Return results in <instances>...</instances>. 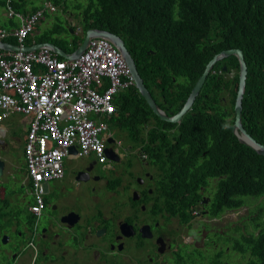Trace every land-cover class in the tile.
I'll use <instances>...</instances> for the list:
<instances>
[{"label":"trees","instance_id":"trees-1","mask_svg":"<svg viewBox=\"0 0 264 264\" xmlns=\"http://www.w3.org/2000/svg\"><path fill=\"white\" fill-rule=\"evenodd\" d=\"M50 1L63 4L62 0ZM29 2L31 0H0V11L8 4L16 11H27ZM94 6L102 12H84L86 28L108 29L125 36L146 86L156 99L157 96L162 98L160 106L166 110H178L185 104L206 64L216 53L241 48L248 65L242 122L249 133L255 137H258L255 133H259L257 139L264 142V0H94ZM38 8L33 6L31 10ZM10 19L14 25L18 24L14 18ZM64 31L69 32V28L57 23L41 40H52L67 49L65 39L51 37L55 32ZM75 47L76 40L72 49ZM221 63L228 66V71L234 70V74L218 80V71L215 72L218 63L214 72L209 73L191 112L181 123V127L191 132L189 142L193 147H186L184 143L176 147L172 156L174 165L170 169L164 166V183L159 182L162 185L156 189L164 196L170 213L184 222L190 220L189 208L201 196L198 188L206 186L211 179L216 188L211 194L209 216L220 217L226 209L247 204L251 196H264V155L241 143L232 131L239 61L233 55ZM116 112L119 115L111 114L109 121L117 126H129L132 132H140V126L151 119L156 120L157 126H177L161 120L134 85L127 93L117 95ZM153 130L156 129L150 128L151 133ZM159 135L151 134L147 142L143 140L146 142L143 148L149 155L152 150L153 158H158V154L151 143ZM202 152L205 154H198ZM180 160L183 164L178 165ZM129 165H135L134 161ZM127 171L134 178L143 172L131 168ZM179 175L182 177L178 178ZM147 195L146 189L145 197ZM128 200L132 206L142 203V199L134 201L132 194L128 195ZM254 213L242 226L234 227V234L224 237L229 249L225 245L215 250V255L206 253L205 256L198 249L200 261L264 264V200L256 203ZM211 240V245L218 241L214 237ZM216 256L218 259L214 258ZM190 259L193 264L197 257Z\"/></svg>","mask_w":264,"mask_h":264},{"label":"flooded vegetation","instance_id":"flooded-vegetation-1","mask_svg":"<svg viewBox=\"0 0 264 264\" xmlns=\"http://www.w3.org/2000/svg\"><path fill=\"white\" fill-rule=\"evenodd\" d=\"M217 76L218 80H225L227 74L222 71ZM255 135L259 137V133ZM17 140L18 136L10 133L1 134L0 138V264H167V254L176 257L178 264H190V257L199 253H173L172 244H177L174 239L184 235L193 241L202 231H212L206 242L210 246L211 237L217 234L213 223L224 216L229 230L225 236L234 234V227L243 225L244 216L235 221L229 212L250 204L226 209L220 217L209 216L205 206L211 197L206 194L207 189H202L205 194L189 208L191 218L184 222L170 213L163 198L149 202L143 199L146 189L152 193L153 187L147 186V181L155 180L156 173L145 169L141 175L130 177L125 156L110 159L106 164L89 156L79 158L61 180L47 183L44 208L36 214L30 210L32 192L19 190L21 184L16 176L7 175L11 161L4 154L6 148H14ZM29 185L28 182L26 186ZM130 189L133 200L142 199V203L125 207ZM84 191L91 194V201L85 197L74 202L68 197ZM163 224L169 225V231ZM193 225L200 227L198 235L190 234ZM206 253L216 254L215 250Z\"/></svg>","mask_w":264,"mask_h":264},{"label":"built area","instance_id":"built-area-1","mask_svg":"<svg viewBox=\"0 0 264 264\" xmlns=\"http://www.w3.org/2000/svg\"><path fill=\"white\" fill-rule=\"evenodd\" d=\"M8 6V16H17L20 26L0 27V38L16 35L23 40L43 10L22 14ZM133 84L122 52L106 38L92 39L85 51L71 60L60 59L47 47L38 53L12 54L0 49L3 115L16 109L32 115L27 139L36 149L29 159L30 174L35 180L34 209L43 205L41 181L55 177L47 167L53 158L67 155L72 146L79 147L80 154L94 153L105 158L107 137L103 133L109 128L107 119L116 113L117 93ZM47 110L51 112L49 117ZM38 144L41 151L36 147ZM40 177L43 178L38 181Z\"/></svg>","mask_w":264,"mask_h":264},{"label":"clouds","instance_id":"clouds-1","mask_svg":"<svg viewBox=\"0 0 264 264\" xmlns=\"http://www.w3.org/2000/svg\"><path fill=\"white\" fill-rule=\"evenodd\" d=\"M150 1H152V0H135V2H150ZM62 2H63L62 5H57V4H55L54 2H52L50 0H45L44 1V7H39L37 9V10H43V14L39 17L38 22L35 24L33 30L31 32H29V34H27L23 38V40H19V37L16 36V35H11V36H7V37L0 38V41H5V42L8 41L7 43L17 44V45H20L22 47L23 46H26V45L32 47L31 50H27V51H25L23 49L16 50V51L15 50H12V51H10L12 54L17 53V52H25L26 53V52H33V51H35L36 53H38L39 51H41V49L47 47V48L52 49L55 53H57L60 59L71 60V59L76 58V57H74V58H65V57H62L58 52H56L54 50V48L52 46H50L48 44L50 42H52V43H55V42H53L52 40L51 41H42L41 40V37L39 35H38V38H37V42L36 43L29 44L27 42V40L31 36H34V34L36 32V27H37L38 23L41 21L40 19L42 18V16L47 11L56 12L58 7H63L64 8V14H65V16L67 18V26L66 27L69 28V34H65V33L59 34V33L55 32L51 37L54 38V39L55 38H63V39H65L66 40V46L68 47L67 49L64 48L60 44H57V43H55V44H57L58 46H60L63 49H65L67 52L70 53V52L75 51V49L77 48V46L83 41V39H84L86 33L88 32V30H90V29H97V27L86 28V26H85V14L81 10L80 4H78L77 2H75V0H62ZM3 8L5 9V11L6 10H10V7L8 5H7L6 8L5 7H3ZM70 8H76V10L78 11L76 13V15H74V13H72V11L70 10ZM11 9H13V8L11 7ZM14 11L15 12H19V11H16V10H14ZM36 11H34V12H36ZM22 12H27V11H21L19 13H22ZM93 12L99 13V12H102V11L101 10H98L95 7V10ZM15 17L16 16H14V17L8 16V18H15ZM17 22H18L17 25H12L11 27L3 26L1 24H0V27L9 28V29H15V28H17V27L20 26L19 21H17ZM98 29H101V28H98ZM104 30H108V29H104ZM108 31L113 32V33H116V32L111 31V30H108ZM70 34H72V35H70ZM82 34H84V36L80 40L79 39V36H81ZM116 34H118V33H116ZM118 35L123 39L125 45L127 46V42H125L127 40H126V38H124L125 36H122L120 34H118ZM94 38H106V37H92L90 39V41L92 39H94ZM106 39L110 40L109 38H106ZM74 40H76V47H75V49H72L73 44H74ZM127 48H128V46H127ZM0 49L7 51L5 48H2V47H0ZM128 50H129V48H128ZM150 51L151 52H154L153 50H150ZM130 53L132 54L131 51H130ZM226 58H228V57H226ZM222 60H224V59H222ZM222 60H220V61L217 62L218 65H219V68H218V70H215V72L216 71H218V72H222L223 71L225 74H227V77L228 76H232L235 71L234 70L228 71V66L225 65L224 63L223 64L222 63L219 64ZM215 65H214L213 69L211 70V72H214V69L216 68ZM239 72H240V65H239ZM132 77H133V75H132ZM133 80H134V78H133ZM49 82H51V80H49ZM133 85L136 87L135 81H134V84ZM133 85H131V86H133ZM128 89H123V90L119 91L117 93V95L119 93H121V92H124L125 90H128ZM53 90H54V88H53ZM116 98H117V96H116ZM155 100L158 103V105L160 106L161 101H159L156 98H155ZM182 107L180 109H178V110H173V109L172 110H166V109H164V108H162L160 106V108L163 109L169 116H173L175 114H178V112L182 109ZM191 110H192V107L190 108V110L186 114H184V116L181 118V120L179 122H173V123H176L177 124V126H175V127H170V126H166V125H164V126H157L156 120H153V119H151L150 121H148L146 123V124H149L148 125L149 128L156 129L155 131L153 130L152 133H151L154 137L156 135L161 134L156 139H154V141L151 143V147L155 144V142L157 141L158 138L164 137L165 135L170 134V133L172 134L169 137V148H168L167 152H163V154H162V157H163L162 158V160H163L162 163L164 165H166V169L167 168L170 169L171 168V165H174V159H175V157H172V156L174 154V151H175L176 147H178V145L180 143H184L186 147H190V148L193 147V145L189 142L191 132H189V130H187L186 127H181V123H182L183 119L185 118V116L187 114H189L191 112ZM3 113H4V110L0 108V131H1L0 138H1V134L3 135L5 133H10V135L16 134L18 136V133H17L18 130H19V129L17 130V127L18 126L14 122H11V121L8 120L9 117H11L12 115H23V116H25L26 117V120L24 122L26 123V127L25 128L24 127H21L20 129H24V130H28L29 131V128L31 126V121H32V115L31 114H26V113L20 112L18 109L14 110L13 112H10L7 115H3ZM46 115H47V117H49L51 115V112H49L47 110L46 111ZM60 115H64V114H60ZM115 115L118 116L119 113L116 112ZM93 119H96V117H93ZM107 120H108L109 128L106 131L109 132L110 125L113 124V123H111L109 121V118ZM163 121H165V120H163ZM166 122H171V121H166ZM106 131H104V132H106ZM28 134H29L28 132L27 133L26 132L23 133L22 134V137L24 139L23 140H20L19 139V136H18V140L16 141V143H18V142L20 143L19 150L23 152V155H24V158H25V161H24L23 165H19L17 163L10 162V164L8 166V169H7V175L9 177H11V178H14L16 176L18 182L21 184L20 186L27 187L26 186L27 183L28 182L30 183L28 189L33 194V204L31 205L30 210L32 212L36 213V214H40L41 210L44 208L47 183L50 182V181H52V180H57V181L58 180H61L64 177V175L66 173V158H71V157H80L81 158V157L93 156L97 160V162L99 164H106L111 159L107 155L106 149L108 147H111L113 149L114 153L118 157L119 156H125L124 159L126 161V164H127L128 168H131L132 170H133V168H136V170H134L136 172L137 171L139 172L142 168L145 169V168H147V167L150 166L149 153L146 151V149L143 148V146L145 145L144 143L141 144V142H137V143L133 144L131 147H129L128 144H127L126 146H124V147L116 150V149H114V145L115 144H118L120 146L121 141L120 140H116L111 133H108L107 136H106L107 139H106V143H105L106 146H105V153H104V155H105V158H107V159H105V158L104 159H101L98 155H96L94 153H91V154H80V148L77 147V146H72V147L69 148V153L67 155H65V156H57V157L53 158L51 161H49V163L47 164L48 169L55 174V177H52V178L46 179V180H42L43 177L38 178V181H41L42 180L41 181V184L43 186L44 192H43V205L42 206H39V209L36 210V209L33 208V206L37 204L36 197H35L34 183H33L35 180L32 177V175L30 174V169H29V159L32 158V153L36 149H35L33 143L28 141V139H27V135ZM103 135H104V133H103ZM182 136H184V139H182V141H181L180 138ZM109 138H113L114 139V142L113 143H109L108 142V139ZM36 147L41 151V149H42L41 144H38ZM73 150H75V151H73ZM131 154H136V157L135 158L129 157ZM198 154L199 155H204L205 152L198 153ZM111 160H114V159H111ZM131 161H134L135 165H129ZM181 164H183V161L182 160H180V162H179L178 165H181ZM68 165H70V164L68 163ZM177 169L180 170L181 167H178ZM146 170H148L150 172V174H151V169H146ZM19 174H21V177H18ZM163 176L166 177V173L165 172L163 173ZM181 177H182V175H179L178 176V178H181ZM154 178H155V180H157L158 183L156 185L152 186L153 187V191H152L151 194L154 195L153 200H157L159 197H161V198L164 199V196L163 195L162 196L160 195V191L159 190L156 191L157 187H159V186L162 185V184L159 183L160 182V177L157 176V175H155ZM210 182H213V183H212V186L209 189H207L206 194L212 198V196H211V194L213 193L212 191L215 190L216 187L214 185L213 179H211ZM200 198H201V196L199 198H197L196 199V202H194L192 205H194L195 203H199L198 200ZM210 202H211V200H210ZM157 203H160V202H156V204ZM209 204L210 203H208V205Z\"/></svg>","mask_w":264,"mask_h":264},{"label":"rangeland","instance_id":"rangeland-1","mask_svg":"<svg viewBox=\"0 0 264 264\" xmlns=\"http://www.w3.org/2000/svg\"><path fill=\"white\" fill-rule=\"evenodd\" d=\"M44 1L45 0H31V2L28 3L29 7H33V6H38V7H44ZM75 2L79 3L81 6V10L83 12H93L95 10V6H94V0H75ZM96 2V1H95ZM70 10L72 11V13H74V15H76V13L78 12L76 10V8H70ZM49 12V11H48ZM24 12H22L23 14ZM4 14H9V10H6ZM1 11H0V24L1 25H5L7 27H11L13 24L12 20L10 18H8L7 16H5ZM14 20L18 21L19 18L16 16L14 18ZM57 23H61L65 26H67V18L64 14V8L63 7H58L56 12H49L45 18H43L37 25V28L41 29V34H39L40 37H43L44 35H46L49 30L51 28H53ZM45 24H48V27H45ZM63 33L65 34H69V32L64 31ZM72 35V34H70ZM84 34H82L81 36H79V38H83ZM67 47V46H66ZM68 48V47H67ZM125 93L128 92V90L124 91ZM123 92V93H124ZM227 96V94H226ZM158 100L161 101L162 98L157 96ZM11 122H14L18 127V136L20 140H23L24 138L22 137L23 133H29L28 130H24V129H20L21 127H26V123L24 122L26 120V117L23 115H12L11 117H9L8 119ZM149 124L144 123L142 126H140V132H132L129 128V126L127 127H121V126H117L115 124H111L110 125V130L109 132H104V136H107L108 133H111L113 135V137L116 140H120L121 144L120 146L118 144L114 145V149L118 150L124 146H126L128 144L129 147H131L133 144L137 143V142H143V140H145L146 142L150 139L151 136V131L150 128L148 127ZM172 134H167L164 137L158 138L157 141L155 142V144L152 146L155 149V153L158 154V158H153V151L151 150V154L149 155V159H150V166L145 168V169H151V173H156L157 176L160 177V183H164V166L166 167V165H164L162 163V154L163 152H167L168 148H169V137ZM143 142V143H146ZM20 147V143H15L14 148H6L7 150L5 151L4 156L9 158L10 161L12 163H17L19 165H23L25 158L23 155V152L19 150ZM128 147V148H129ZM129 157L131 158H135L136 154H131ZM161 157V158H160ZM80 157H71V158H66V172L67 170L73 166L77 160ZM68 163L70 165H68ZM145 169L141 170L140 173L142 171H144ZM18 177H21V174L18 175ZM57 180H52L49 183L52 184L53 182H55ZM158 182L157 180H148L147 181V186H154L156 185ZM213 182H209L206 186L201 185L198 190L197 193L199 195L202 196V194H205L202 189H209L212 186ZM135 185V183H134ZM144 184H140V186H143ZM19 190L23 191V192H28L29 193V189L28 187L25 188H21L20 185L17 187ZM58 189V188H55ZM214 191V190H213ZM212 191V192H213ZM132 194L131 193V189L128 191V195ZM70 198H73L74 202L80 201L82 199H84L85 197H87L90 201L92 200V196L90 193H88L87 191L84 192H75L72 194V196H68ZM144 199H146L147 202H149L150 200H152L154 198V195L149 193V195H147L146 197H143ZM213 198V197H212ZM264 200V196H260V197H249L248 201L250 202V204L245 205L247 207H243L242 209L239 210H232L231 212H229L230 217L232 219H234L235 221H238L239 219L243 217V221L247 218H251L252 216L255 215L254 213V207L256 205V203L260 202ZM130 202L126 201V203L124 204L125 207L127 205H129ZM94 206V204H93ZM210 205L207 204V208ZM94 208V207H93ZM96 209V208H94ZM177 218L179 219L180 217L177 216ZM206 218V217H205ZM204 218V219H205ZM242 221V222H243ZM196 221H194L195 223ZM196 224V223H195ZM163 226H165L166 230L169 231V225L163 224ZM213 226L217 229L216 231H214L215 233L219 234L217 237L218 241L210 246H208L206 244L207 242V235L208 233H212V231L208 232V231H202L199 234L200 231V227L198 225H193L190 228V234L192 236L198 235L197 237H195V239H192L193 241L189 240L187 237H185L184 235L181 236H177L174 239V243L177 244H172V252L178 255H183L186 256L189 253H195L198 254V248H200L204 254V252H211L214 250H220V247L225 246V241L223 240L225 237V234L229 231L228 229H226L227 227V220L225 219V217L223 216L221 219H219L217 221V223H213ZM183 228V226L181 227ZM212 230V229H211ZM258 232V230H257ZM182 234H185L188 237H191L188 235V233L186 231H182ZM237 236H241L240 233L236 234ZM230 245H226V248L229 249ZM205 256V254H204ZM168 259V263L167 264H178L176 263V257H172V255L167 254L165 256ZM199 258H197L198 261L194 262L193 264H211L210 261L205 260V262H201L200 261V256H197Z\"/></svg>","mask_w":264,"mask_h":264},{"label":"water","instance_id":"water-1","mask_svg":"<svg viewBox=\"0 0 264 264\" xmlns=\"http://www.w3.org/2000/svg\"><path fill=\"white\" fill-rule=\"evenodd\" d=\"M92 37H106L109 38L112 42L115 43L116 46L119 47L120 51L122 52L129 68L130 72L133 75L136 88L140 92V94L146 99L149 106L152 108L153 112L159 116L161 120L171 121V122H179L181 118L186 114L192 105L194 104L196 98L199 96L201 89L206 82V79L213 69L214 65L229 56H236L239 60L240 65V72H239V86L237 91V97L235 102V122L232 127L233 133L238 137L239 141L252 149H254L257 153L264 155V144L259 142L253 135H251L243 125L242 122V112H243V98L246 92V83H247V74H248V65L245 60L244 52L241 48H228L220 51L219 53L215 54L212 59L206 64L204 72L201 74L197 82L195 83L194 87L191 90L189 97L187 98L184 106L173 116H169L163 109L160 108L158 103L156 102L154 96L146 86L143 77L141 76L136 61L133 55L128 50L127 46L125 45L123 39L116 33L110 32L104 29H90L86 33L83 41L77 46L75 51L67 52L62 47L58 46L55 43H48L50 46L54 48L56 52H58L62 57L65 58H74L80 56L85 49L87 48L89 41ZM0 47L5 48L7 51L12 50H20L23 49L25 51L31 50V46H20L13 43H7L5 41H0ZM225 68V67H224ZM109 143H113L114 139L109 138ZM75 151V150H73ZM107 155L109 158L116 160L118 156L114 153L111 147L106 149ZM141 179V178H140ZM142 182V179H141ZM135 198H138L136 196ZM228 212V211H227Z\"/></svg>","mask_w":264,"mask_h":264},{"label":"crops","instance_id":"crops-1","mask_svg":"<svg viewBox=\"0 0 264 264\" xmlns=\"http://www.w3.org/2000/svg\"><path fill=\"white\" fill-rule=\"evenodd\" d=\"M27 7V6H26ZM28 7H29V5H28ZM27 7V12H32V8L33 7H29L28 8ZM1 12L4 14L5 13V9L4 8H2L1 9ZM50 12V11H49ZM48 11L42 16V18L40 19V20H42L43 18H45L46 17V15L49 13ZM5 16H7L8 17V15L7 14H4ZM45 27H48V24L46 25L45 24ZM41 29L40 28H37L36 27V32H35V34H34V36H31L28 40H27V42L29 43V44H34V43H36L37 42V38H38V35L39 34H41ZM8 42V41H7Z\"/></svg>","mask_w":264,"mask_h":264},{"label":"bare ground","instance_id":"bare-ground-1","mask_svg":"<svg viewBox=\"0 0 264 264\" xmlns=\"http://www.w3.org/2000/svg\"><path fill=\"white\" fill-rule=\"evenodd\" d=\"M88 153V152H87ZM38 220V219H37ZM40 220V219H39ZM38 227V226H37Z\"/></svg>","mask_w":264,"mask_h":264}]
</instances>
